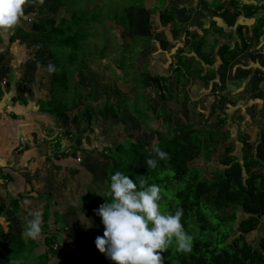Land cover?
Returning <instances> with one entry per match:
<instances>
[{"label": "trees", "instance_id": "trees-1", "mask_svg": "<svg viewBox=\"0 0 264 264\" xmlns=\"http://www.w3.org/2000/svg\"><path fill=\"white\" fill-rule=\"evenodd\" d=\"M25 1L27 4H34L33 12L27 18L30 20L27 23L29 27L20 29L25 34L34 36L42 53V60L50 73V98L43 100L38 110L45 115L57 117L77 107L82 100V91L76 82L72 84L73 93L70 101L59 97L58 94L68 91L70 78L67 70L70 67H74L78 73H82L86 67V54H80L86 46L85 42L83 44L87 34L85 27L96 23L97 17L90 14L84 19L76 10L64 7L70 3L79 4L80 0ZM227 1L228 9L236 17L242 15L244 18H252L264 11V0H253L254 3L252 1L248 4H241L240 0ZM179 3H181L180 0H175V4H169L168 0L167 7L159 10L157 14V20L169 25L174 37L183 31L181 24L174 18L175 11L179 7L185 8ZM198 5L199 3L194 0L193 5L186 6V11L192 13ZM220 7L223 6L220 5ZM60 8H65L66 12L71 10V13L68 17H59L56 12ZM48 11L54 14L49 15ZM123 12L125 23V28L121 30L123 37H127L134 43H140V46H147L152 37L159 36L158 32L154 31L151 22L152 6L132 2L124 8ZM18 20L22 21L21 17ZM186 33L185 30L184 34ZM233 33L236 39L232 42L233 45L227 41L218 43L215 57L209 56L203 50L204 36L194 38L190 45L194 54L204 62L212 63L217 58L221 66H228L249 47L244 38L245 34L250 33L253 40H260L264 34V18L258 16L252 28L237 23ZM232 35L229 34L230 37ZM9 39L14 38L10 36ZM214 42L217 43V40L214 39ZM168 43L167 40L159 42L162 49H165ZM120 45L125 46L123 41ZM59 54H64L66 67L60 65L57 57ZM174 57L175 62L169 64L168 69L175 76V83L182 86V89L187 86L188 77L194 76L199 79L204 77L201 75V67L198 66L194 55L186 56L183 50L179 49L174 53ZM2 59L3 56L0 55V61ZM188 62H195V65L191 67ZM50 66H54L55 70H50ZM134 83L135 94L122 92L121 97L105 102L95 112L103 118L108 116L114 119L119 118L122 125H125L126 118L132 122L137 119L150 118L153 98L151 96L147 98L143 90L155 83L159 93H161L160 90L166 93L167 75H153L147 71H141L134 79ZM212 92L214 96L210 99L212 101L210 108L216 109L218 104H223L225 98L222 94L219 96L214 89ZM256 93L258 99L261 100L257 120L260 125L258 140L252 145L238 136L237 141L241 144L239 156L237 152H234V147L228 144L224 146L223 154L214 165H207L213 154V143L216 140H226L228 137L227 130L219 132L218 129L227 120L231 121L229 113L222 108L216 111L213 124L207 122L203 127H197L196 123L191 120L176 121L163 135L159 134L157 129H153L154 138L150 143L144 137L129 132L128 126H123L122 133L114 144H106L97 140L103 145L100 148H92L89 152L94 153V156L104 152L108 155L111 164L107 166L105 175L100 181L102 187L92 191L89 186L86 187L84 193L81 191L79 195L78 206L81 212L91 211L93 232L80 236L71 231L69 223L65 222V230L61 229L63 226L59 227L60 230L71 232L75 239L79 238V245L63 248L61 241L59 242L60 233L48 229L51 224L62 221L61 214L56 216L51 212L52 202L56 203L55 197L51 195L45 199L41 214L44 226L40 233L44 234L43 238L29 236L26 231L27 223L24 225L26 240H23L21 236L12 237L7 233V229L10 228L9 222L7 228L0 223V264H17V262L19 264H54L53 259L57 257L67 259L68 264H115L95 247L94 239L97 235L103 234L104 226L94 209L104 202L102 195L107 187L110 174L116 170L126 172L133 179L139 175H146L150 183H158L161 186L162 209L175 211L177 207L183 208L184 214L181 222L186 232L192 237L191 249L178 251L173 242L162 254L164 264H264V231L252 241L247 240V235L257 229L264 217V127L260 123L264 119V85H261ZM182 95L185 98L188 97L184 92ZM166 96L163 94L160 97L165 100ZM85 97L88 98V96ZM186 104L187 99L185 106ZM92 111L94 112L91 108H87L89 116ZM212 125L215 128L211 127ZM88 131H92L90 126ZM55 138L56 135L44 136V140ZM70 140L72 141L71 138ZM153 145H159L168 153L167 159H158L156 168L146 166L145 163L149 156H155L152 152ZM72 147L82 151L88 150L81 144L78 146L75 143L72 144L70 150ZM67 150L68 148L61 151L56 149L51 156L47 157L53 162L54 169L64 172L71 169V165L81 164V160L75 162L77 158L75 152L78 150L72 152L71 159H66L64 154ZM68 176L71 177L69 173ZM65 177L64 174L63 178ZM81 184L78 182V187ZM27 195L24 192L11 199L10 213H14L20 207L19 201ZM3 209H6L5 204L0 203V210ZM239 210L244 216H237ZM40 244L43 245V251L37 252L36 248Z\"/></svg>", "mask_w": 264, "mask_h": 264}, {"label": "rangeland", "instance_id": "rangeland-1", "mask_svg": "<svg viewBox=\"0 0 264 264\" xmlns=\"http://www.w3.org/2000/svg\"><path fill=\"white\" fill-rule=\"evenodd\" d=\"M132 2L152 6L153 15L151 22L154 31H157L159 36L152 37L148 41L147 46H140V43H134L127 39V37H123V34L121 35L122 28H125L123 10ZM180 2L185 8L181 9L179 7V10L175 13L177 14L175 18L182 25L183 31H180L175 37L172 35L169 25L157 20L158 11L167 7L168 0H80L79 4L70 3L64 5L66 8L76 10L84 19L89 17L90 14L97 17L96 23L85 27L87 34L83 44L85 42L86 46L80 54H86V67L82 73H78L74 67H70L67 70V75L70 78L68 91L58 94L59 97L70 101L73 93L72 84L76 82L82 91V100L77 107L68 110L65 114L57 117L52 116L53 119L49 117L48 120L52 122L46 129V132L49 134L53 130L60 133L59 138H62V136L64 138L67 137V134H64V132L71 134L73 136V138L70 137L72 139L71 146L72 144L74 145L76 139L81 140L80 144L82 147L88 146V150L82 151L81 149H74L72 147L69 151L68 154L72 155V152L78 150L75 152L77 157L75 162L77 163L81 160V164L71 165V169H68L67 173L77 181L76 184L78 182L82 184L80 187L76 186V188H73V192L61 194L66 203L63 209L70 211L71 214L65 216L61 214L60 216L64 222L69 223V229L75 234L86 236L93 232L94 225L92 224L91 211L81 212L78 210L80 203L79 195L81 191L84 193V189L88 186L91 191L102 187L100 181L102 176L105 175L107 166L111 164L108 155H105L104 152H100L97 156H94L95 154H91L89 150L96 147L100 148L103 145L102 143L114 144L115 140L119 139L123 126H128L129 132L136 136L144 137L150 143L154 138L153 129H157L158 133L163 135L171 129L176 121L190 120L196 123L197 127H203L207 122H210V124L214 123L216 119L215 114L219 108L227 110L231 121L227 120L218 130L219 132L227 130L228 137L226 140L214 141L213 154L207 165L216 164V160L223 154L224 146L228 144L234 147V152H237L239 156L241 144L237 141L238 136L246 139L252 145L258 140V129L260 126L258 125L259 122L257 123L259 118L258 104L261 106V102L258 100L256 92L264 78V59L258 53H255V55L250 56V60H246L244 53L243 56L239 55L228 66H221L217 58L212 63L204 62L203 59L194 54L190 42L194 38L204 36L203 50L209 56L215 57L217 45L214 39L219 40V42L227 41L231 44V38L227 39L226 33L230 31V26L231 28L235 26V19H233V14L228 12L229 6H225L224 0H207L206 3L204 0H195V2H198L202 6V13H199L197 16L194 13L198 9L193 13L186 11V6L193 5L194 0H180ZM220 5L223 7L218 9ZM33 6L34 4H27L25 1L23 14L20 16L22 21L19 22L20 24L18 23L19 26H16L17 32L14 31V35H12L14 36V40L11 42L6 39L3 51L6 56H12L14 55L15 45L19 46L20 44V46L27 47L25 52L30 55V59L33 61L25 64V66H28L29 72H34L33 78L36 80L24 79V85L19 87V89L22 95H29L32 98L36 94L37 100L40 98L48 100L50 98V73L48 72L47 65L42 60V53L38 48L34 36L22 32L23 28L26 27L27 29L29 27L27 23L30 20L27 18L33 12ZM71 10L66 12L65 8H60L56 12V15L68 17ZM222 10L228 12V14L223 15V18H221L222 14L219 13ZM47 13L49 15L54 14L50 11ZM217 13H219L221 19L212 16L206 19L209 16L208 14L217 16ZM262 17L264 18V11L262 12ZM238 20L251 23V18L245 19L244 17H239L236 21ZM185 30L187 33L183 34ZM4 36L7 38V35L4 34ZM160 40H167L169 42L165 49L160 47ZM122 41L125 44L124 47L120 45ZM179 49L183 50L186 56L194 55L198 66L201 67V75L204 76L202 79L194 76L188 77V84L184 89L175 83V76L168 69L170 68L169 64L175 62L174 53ZM57 57L60 60V65L66 67L67 62L64 54H59ZM241 60L245 62L242 63ZM250 61L252 65L249 64ZM258 62L263 66L254 65ZM188 64L192 67L195 65V62H188ZM22 67L24 71L25 67ZM2 70L5 71L6 69L2 68ZM141 71H147L153 75L166 74L168 78L166 93L162 92V90L159 93V89L155 83L143 90V94L147 98L150 96L153 98L150 118L147 120L137 119L133 122L129 118H126L125 125H122L119 118L114 119L109 116L103 118L95 112L105 102L114 101L121 97L122 92L135 94L134 79ZM212 89L219 96L223 93L222 96L225 98L223 104H218L216 109L210 108L212 104L210 99L214 96ZM182 92L186 96L190 95L191 100L188 97L185 98ZM163 94L167 95L165 100L160 97ZM85 96H88V98ZM186 99L187 104L185 106ZM87 108L94 110L90 116L88 115ZM260 123L264 127V119ZM89 126L92 128V131H88ZM211 127L215 128L214 125ZM97 140H101L102 143L99 144ZM59 177L60 179L63 178V174L59 173ZM60 179H57L58 183L61 182ZM61 186H63L62 182L59 190H62ZM51 195L54 196L53 192ZM54 202H52L51 208L55 207ZM53 213L57 216V213L54 211ZM237 216L241 217L244 215L239 210ZM85 218L91 221L90 227L83 221ZM263 231L264 217H262V223L258 225L257 229L247 235V240L252 241L254 237H257ZM64 233L66 235L70 234L68 237L71 240H59L63 248L68 246L77 247L79 245V238L74 239L71 232L67 233L65 231ZM53 262L54 264H68L67 259L62 257L61 259L58 257L53 259Z\"/></svg>", "mask_w": 264, "mask_h": 264}, {"label": "crops", "instance_id": "crops-1", "mask_svg": "<svg viewBox=\"0 0 264 264\" xmlns=\"http://www.w3.org/2000/svg\"><path fill=\"white\" fill-rule=\"evenodd\" d=\"M224 1L225 6L229 5L227 0ZM240 1L241 4H248V2H252L253 0ZM204 2L206 3L207 0H204ZM170 3L175 4V0L169 1V4ZM238 4L240 5V2ZM197 9L198 11H196ZM197 9L195 10L196 12L194 11L195 16L202 13V6L200 4ZM218 9H221V7L218 6ZM178 10L179 9H177L175 13ZM228 12H230V10ZM228 12L224 10L219 12L222 14L221 18H223V15L228 14ZM219 13L216 14L217 16L208 14L209 16L206 19H209L211 16L214 18H220ZM230 14L233 13L230 12ZM175 15L177 14H174V18ZM232 16L233 19H235V26L237 23H242L252 28L254 20L258 16H262V13L259 12L254 15L251 18V23L244 21L241 22L240 20L236 21L237 18H242V15L236 17L233 14ZM175 20L177 21L176 18ZM223 20L224 19H222V21ZM19 22L20 21L7 29H0V55L3 56V59L0 61V203L5 204L6 207V209L0 210V223L4 228H7L9 222L10 228L7 229V233L12 237L21 236L23 240H26L27 237L24 231V225H26V223L28 225V220L32 218L34 213L42 214L45 199L51 196L52 192L55 196L56 203L55 207L51 208V212L54 211L58 215L63 214L64 216L71 214L70 211L63 209L66 203L61 194L73 192V188H76V186L78 187V184H76L77 181L73 177L68 176L66 170L63 172L54 169L53 162L47 158L48 156H51L54 150L57 149L58 151H61L66 148H68V150L65 152L64 157L66 159H71L72 156L68 154L71 147V142L68 138H64L63 136L62 138H59L60 133H57L55 130H53L54 133L50 131V134L46 132L47 127L52 122L48 119L49 117L53 119V115H45L44 113L39 112V105L44 98L37 100L38 97L36 94L32 98L29 97L27 93L28 96L22 95L19 89V87L24 85V79L34 80V72H29L28 66H25V64L33 61L30 59V55L25 52L27 47L20 46V44L19 46L15 45L14 55L6 56V54H4L3 50L6 45L5 40H10L9 38L14 35V31L17 32L16 26H19ZM235 26L231 28V26L229 27L228 25L230 31L226 33L227 39L231 38L230 43L232 45V42L236 40L233 33ZM222 30L224 31L223 27ZM4 34L7 35V38ZM229 34L233 35L230 37ZM13 37L14 36H12V38ZM244 38L248 42L250 48L240 55L243 56L245 53V59L250 60L251 55H255V53L257 54V52L252 50L256 48L257 44H261L264 41V34L260 37L259 41L253 40L250 33L245 34ZM13 40L10 41L13 42ZM218 43H220L219 40H217V46L219 45ZM238 57L239 55L237 58ZM26 60H28V62H26ZM241 61L242 63L245 62L244 60ZM249 64L252 65V62L250 61ZM254 65L263 66L260 62ZM22 66L25 67L24 71ZM2 68L6 70L4 71ZM261 82V85H264V78ZM188 97L191 100V96L189 95ZM24 102L27 103L25 104ZM259 108L260 105L258 104V110ZM64 134L68 133L64 132ZM47 135H56V138L44 140V136ZM85 147L88 148V146ZM58 156H60L59 153ZM59 173H62L63 175L67 174V176L60 179ZM57 179H60L63 184V186H61L62 190H59L61 182L58 183ZM24 192L28 194L27 197L19 201L20 207L16 209L14 213H10L11 206L9 203L11 199L16 197L17 194ZM43 226L44 225L41 223V228ZM59 227H62V230H65L66 228L63 218L60 223L51 224L48 229H50V231L59 232L61 240H71V238L68 237L69 235H66ZM43 236L44 234L39 233L37 238H43ZM42 246L43 245L40 244L36 248V251H43Z\"/></svg>", "mask_w": 264, "mask_h": 264}, {"label": "clouds", "instance_id": "clouds-1", "mask_svg": "<svg viewBox=\"0 0 264 264\" xmlns=\"http://www.w3.org/2000/svg\"><path fill=\"white\" fill-rule=\"evenodd\" d=\"M24 3L25 0H0V29L18 22ZM257 46L253 49L255 52ZM50 70L54 71V66H50ZM67 135L69 140L73 137ZM152 152L155 156H149L145 161L146 166L152 168L157 167L158 159L168 157L159 145H153ZM102 196L104 202L94 212L101 218L103 234L95 237L94 244L115 264H164L162 254L173 242L178 251L191 249L192 237L181 222L183 208L177 207L175 211L162 209L161 186L150 183L146 175L133 179L126 172L116 170L110 174ZM83 221L91 226L87 218ZM41 223V215L34 213L28 220V235L36 237L41 232Z\"/></svg>", "mask_w": 264, "mask_h": 264}, {"label": "built area", "instance_id": "built-area-1", "mask_svg": "<svg viewBox=\"0 0 264 264\" xmlns=\"http://www.w3.org/2000/svg\"><path fill=\"white\" fill-rule=\"evenodd\" d=\"M257 52L261 56H264V41L261 44H258V46H257Z\"/></svg>", "mask_w": 264, "mask_h": 264}, {"label": "water", "instance_id": "water-1", "mask_svg": "<svg viewBox=\"0 0 264 264\" xmlns=\"http://www.w3.org/2000/svg\"><path fill=\"white\" fill-rule=\"evenodd\" d=\"M75 144L76 145H79L80 144V140H77Z\"/></svg>", "mask_w": 264, "mask_h": 264}]
</instances>
